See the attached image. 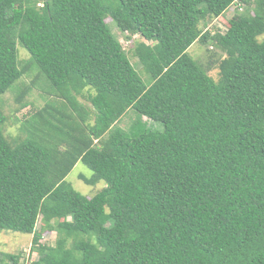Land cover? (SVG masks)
Instances as JSON below:
<instances>
[{
    "label": "trees",
    "instance_id": "obj_1",
    "mask_svg": "<svg viewBox=\"0 0 264 264\" xmlns=\"http://www.w3.org/2000/svg\"><path fill=\"white\" fill-rule=\"evenodd\" d=\"M235 1L0 0V95L33 68L58 99L23 138L0 110V231L33 234L31 264H264V0L199 26ZM106 18L151 43L133 50L148 85ZM199 38L226 54L217 81L187 52ZM129 108L163 129L116 125ZM77 161L105 182L92 196L65 180Z\"/></svg>",
    "mask_w": 264,
    "mask_h": 264
},
{
    "label": "rangeland",
    "instance_id": "obj_2",
    "mask_svg": "<svg viewBox=\"0 0 264 264\" xmlns=\"http://www.w3.org/2000/svg\"><path fill=\"white\" fill-rule=\"evenodd\" d=\"M250 4H252V2ZM246 5H248V3H243L237 0L220 16L208 17L202 20L199 23L202 32H209L211 34L215 31L223 32L227 27L228 20L237 12L243 13L246 9ZM105 20L111 28V32L117 37L141 80L145 85H148L150 83L149 76L143 66L139 63L138 59L134 56L133 50L135 44L139 41H143L147 45H151V43L144 40L137 34L129 35L128 32H120L109 18H106ZM16 47L18 49V59L20 63L28 62L29 54L27 51H25L19 44H17ZM187 52L193 59L198 61V63L207 71L208 75L214 81L218 80L219 62L226 57L224 51L215 47L209 43V41L205 43L201 38H199L188 47ZM38 74L39 73H37V71L33 68L28 70L20 77V79H18L16 83L11 85L9 89L0 95V110H2V112L8 117L3 130L9 140L16 136L21 138L25 136V133H21L18 130V127L24 119L34 113L37 109H41L43 106L51 103V101H55L51 104L58 105L57 98H54V96L44 92V90L47 91V86L44 85L45 78H42ZM24 87H29V89ZM22 88H24V91L27 92L20 100H16V93ZM78 99L85 106L90 108L89 102L84 97L78 96ZM21 104H26V106L19 108ZM137 118V113L132 108H129L116 125L128 132L140 131L142 129L161 131L163 129L162 123L159 121H153L145 116H141L139 119V125L135 123ZM80 174L89 177L91 175V170L88 169L81 161H77L71 171L66 175L65 180L70 182L72 187L83 195L92 196L105 186V182L102 180L93 185L86 184L79 178ZM41 226L42 222L39 218L35 226V230L37 232H41L39 242L50 245L53 244L56 238V233L48 230L41 231ZM32 238L33 234L2 230L0 231V252L7 255H19L18 264H31L38 257L36 251L31 250ZM1 264H11L10 259L5 257Z\"/></svg>",
    "mask_w": 264,
    "mask_h": 264
}]
</instances>
